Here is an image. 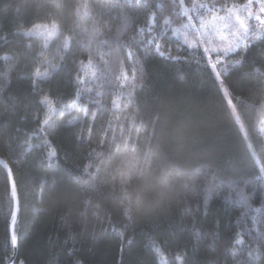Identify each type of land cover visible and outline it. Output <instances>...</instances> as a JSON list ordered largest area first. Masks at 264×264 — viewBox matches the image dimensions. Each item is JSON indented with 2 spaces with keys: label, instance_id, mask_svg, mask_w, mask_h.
<instances>
[{
  "label": "trees",
  "instance_id": "1",
  "mask_svg": "<svg viewBox=\"0 0 264 264\" xmlns=\"http://www.w3.org/2000/svg\"><path fill=\"white\" fill-rule=\"evenodd\" d=\"M183 5L0 0V264L14 251L4 166L19 202L11 264H264V248L246 255L264 232V35L217 69L232 108L209 57L174 35ZM50 22L58 27L48 46L23 35ZM60 54L61 66L34 86V67L58 63ZM87 56L99 76L81 71L87 83L78 84ZM122 70L136 77L128 111ZM46 94L58 111L44 126L47 108L39 100ZM137 110L141 119L133 122ZM122 191L139 194V209L165 206L125 214ZM236 233L244 245L235 246Z\"/></svg>",
  "mask_w": 264,
  "mask_h": 264
},
{
  "label": "snow or ice",
  "instance_id": "2",
  "mask_svg": "<svg viewBox=\"0 0 264 264\" xmlns=\"http://www.w3.org/2000/svg\"><path fill=\"white\" fill-rule=\"evenodd\" d=\"M181 5H183V0H181ZM184 16L187 18V23L183 25L185 29H190L192 33V39H189L187 35L184 36V42L189 48H203V52L209 55L208 64L210 65L215 79L218 82V86L224 91L226 97H228V90L225 87L224 80L222 79V72L218 71V68L224 67V59L229 53L234 52L237 48H247L253 42V37H259L264 35V0H246L244 3H225L218 4L217 0H206L204 3H193L191 8H184ZM190 12L197 13L195 22L193 15H189ZM167 23V21L165 22ZM57 23L50 22L44 24H37L35 28L37 30H42L43 32H48L52 35L57 30ZM176 33L180 30L176 29ZM32 32V29L25 31L24 35L28 36ZM149 44H153L154 41H149ZM48 46V43H45ZM65 50H69V43L66 40L63 45ZM156 52L161 57L166 54L161 51V45H155ZM212 54H214L217 59L212 60ZM132 56V53H129ZM87 64L81 62L80 69L75 75V80L78 84H85L87 81L84 76L80 75V72H84L85 75H90L92 78L98 79V71L93 63V58L87 56ZM169 59L176 60L178 57L168 56ZM3 59H9V56L5 53ZM64 56L59 55L58 63H52L50 61L41 64L40 66L34 67L32 72L33 85L37 83L38 80L46 78L51 70L58 69L63 62ZM121 85H129V91L122 93V95L127 99L128 103L124 105L122 111H128L129 106L132 105V89L136 87L135 75L132 76L131 80L129 77L124 75L123 70L121 75L117 77ZM5 89H0V99H2V93ZM91 91V89H86ZM39 103L46 106L47 112L44 114L42 125L47 126L53 118V114L58 111L56 102L50 97V95H43L39 100ZM113 107L119 109L121 105L120 97L112 101ZM228 104L234 108L232 98L228 97ZM138 108V105H137ZM89 106L84 105L83 111L85 114L89 112ZM76 117L73 118L75 120ZM133 122L141 119L140 112L137 110L135 114L131 117ZM72 123V121H69ZM43 131V128H41ZM47 144L48 141H45ZM38 147V146H37ZM48 157L52 158L56 156V150L49 146ZM9 176H11V169L9 168ZM85 172L88 168L84 169ZM261 173H264V169H260ZM217 174L213 172V178H216ZM55 181H53V184ZM11 209H10V243L13 247L17 245V235L15 231V226L18 223V212H19V202H18V192L14 180L11 182ZM124 213L128 214L130 209L127 207L123 208ZM39 211V209H37ZM81 215H85L82 213ZM93 216L98 215V213H93ZM257 239L260 243L255 247H248L246 255L251 258L260 254L261 249L264 248V232H260ZM255 243V241H254ZM235 246H242L245 244L244 239L241 237L240 233L235 234L234 238ZM236 252L233 251L232 255L236 256ZM176 259H180L179 256ZM79 264V262H77Z\"/></svg>",
  "mask_w": 264,
  "mask_h": 264
},
{
  "label": "rangeland",
  "instance_id": "3",
  "mask_svg": "<svg viewBox=\"0 0 264 264\" xmlns=\"http://www.w3.org/2000/svg\"><path fill=\"white\" fill-rule=\"evenodd\" d=\"M194 2H195V3H204V2H206V0H203V1H201V0H194V1L191 2V3L193 4ZM191 3H190L189 6H184V5H183V8H182V10H181V13H182L183 15H184V11H183L184 8H191V6H192ZM189 15H193V17H194V22H195V18H196L197 13L190 12ZM187 22H188V21H187V18L184 16V22H183L179 27L176 28V29H179L180 32H179V33H176V31H174V35H176L177 37H180L183 41H184V36H185V35H187L189 39H192V33H191V30H190V29H185V28L183 27V25L186 24ZM41 25H42V24H41ZM31 29H32V32H31V34L28 35V36H35V37L39 38V39H40L42 42H44V43L48 42V41H49L53 36H55L56 33H57V30H56L54 34L49 35L48 32H43L42 30H37V29L35 28V26L32 27ZM176 29H175V30H176ZM24 33H25V32H24ZM24 33H23V35H24ZM24 36H25V35H24ZM200 48L203 50L202 47H200ZM212 55H213V54H212ZM207 56L209 57V55H207ZM51 72H52V70H51ZM51 72H50V73H51ZM261 131H262V135L264 136V128H263V127H262Z\"/></svg>",
  "mask_w": 264,
  "mask_h": 264
},
{
  "label": "clouds",
  "instance_id": "4",
  "mask_svg": "<svg viewBox=\"0 0 264 264\" xmlns=\"http://www.w3.org/2000/svg\"><path fill=\"white\" fill-rule=\"evenodd\" d=\"M121 194H122V197L124 200L125 207L129 208L131 211L152 212V211H156V210L165 206L162 203V204L157 205V206L148 205V206L144 207L143 209H139L136 206V202L139 200V194L138 193H135L134 191H129V192H123L122 191ZM85 219H86V217H85Z\"/></svg>",
  "mask_w": 264,
  "mask_h": 264
},
{
  "label": "water",
  "instance_id": "5",
  "mask_svg": "<svg viewBox=\"0 0 264 264\" xmlns=\"http://www.w3.org/2000/svg\"><path fill=\"white\" fill-rule=\"evenodd\" d=\"M2 161L0 160V163H1ZM4 169H5V171H6V173H7V175H8V178H9V182H10V188H11V182H12V176H9V168L7 167V166H4ZM9 233H10V235H11V231H10V226H9ZM13 255H12V258H11V260L9 261V264H11L12 263V259H13V257L15 256V254H16V246L15 247H13Z\"/></svg>",
  "mask_w": 264,
  "mask_h": 264
}]
</instances>
